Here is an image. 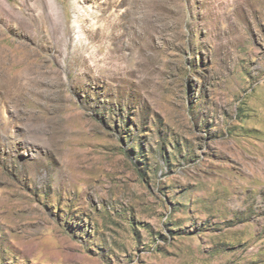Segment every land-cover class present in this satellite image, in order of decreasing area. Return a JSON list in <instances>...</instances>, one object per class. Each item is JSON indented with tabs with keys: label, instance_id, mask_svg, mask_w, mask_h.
Here are the masks:
<instances>
[{
	"label": "rangeland",
	"instance_id": "rangeland-1",
	"mask_svg": "<svg viewBox=\"0 0 264 264\" xmlns=\"http://www.w3.org/2000/svg\"><path fill=\"white\" fill-rule=\"evenodd\" d=\"M33 1L0 5V264H264V0Z\"/></svg>",
	"mask_w": 264,
	"mask_h": 264
},
{
	"label": "bare ground",
	"instance_id": "bare-ground-1",
	"mask_svg": "<svg viewBox=\"0 0 264 264\" xmlns=\"http://www.w3.org/2000/svg\"><path fill=\"white\" fill-rule=\"evenodd\" d=\"M51 5H56L55 0H49ZM0 5H11L10 3H7L6 0H0ZM29 5V3H28ZM31 5H44L43 0H34Z\"/></svg>",
	"mask_w": 264,
	"mask_h": 264
}]
</instances>
